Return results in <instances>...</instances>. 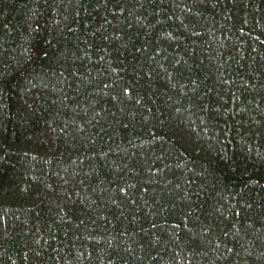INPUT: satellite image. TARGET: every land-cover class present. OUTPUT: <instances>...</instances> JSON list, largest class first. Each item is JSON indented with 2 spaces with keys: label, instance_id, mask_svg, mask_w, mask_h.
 <instances>
[{
  "label": "trees",
  "instance_id": "trees-1",
  "mask_svg": "<svg viewBox=\"0 0 264 264\" xmlns=\"http://www.w3.org/2000/svg\"><path fill=\"white\" fill-rule=\"evenodd\" d=\"M0 264H264V0H0Z\"/></svg>",
  "mask_w": 264,
  "mask_h": 264
}]
</instances>
